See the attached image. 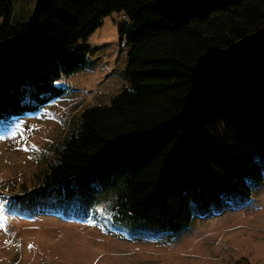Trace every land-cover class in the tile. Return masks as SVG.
Masks as SVG:
<instances>
[{
  "label": "trees",
  "instance_id": "obj_1",
  "mask_svg": "<svg viewBox=\"0 0 264 264\" xmlns=\"http://www.w3.org/2000/svg\"><path fill=\"white\" fill-rule=\"evenodd\" d=\"M14 11L0 0V125L66 93L60 80L89 64L84 41L107 15L134 22L120 26L129 84L50 144L29 194L95 193L121 178L118 210L176 236L197 204L246 200L263 179L264 0H39L26 17Z\"/></svg>",
  "mask_w": 264,
  "mask_h": 264
},
{
  "label": "rangeland",
  "instance_id": "obj_2",
  "mask_svg": "<svg viewBox=\"0 0 264 264\" xmlns=\"http://www.w3.org/2000/svg\"><path fill=\"white\" fill-rule=\"evenodd\" d=\"M38 1L15 0L14 15L33 13ZM124 23L134 24L114 11L84 41L90 62L60 80L64 95L35 115L0 125V264H264V177L246 200L238 196L204 210L197 204L176 236L118 210L121 178L95 193H28L40 184L48 147L75 117L110 103L129 84Z\"/></svg>",
  "mask_w": 264,
  "mask_h": 264
},
{
  "label": "snow or ice",
  "instance_id": "obj_3",
  "mask_svg": "<svg viewBox=\"0 0 264 264\" xmlns=\"http://www.w3.org/2000/svg\"><path fill=\"white\" fill-rule=\"evenodd\" d=\"M24 150H25V151H27L28 149H27V148H25ZM30 247H31V246H30Z\"/></svg>",
  "mask_w": 264,
  "mask_h": 264
}]
</instances>
